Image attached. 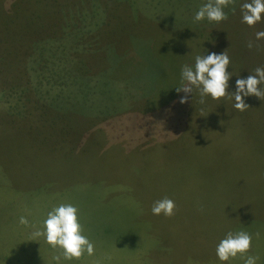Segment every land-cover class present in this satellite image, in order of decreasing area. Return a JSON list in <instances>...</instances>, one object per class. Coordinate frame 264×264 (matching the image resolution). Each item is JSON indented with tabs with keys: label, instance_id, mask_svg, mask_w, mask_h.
Returning <instances> with one entry per match:
<instances>
[{
	"label": "rangeland",
	"instance_id": "rangeland-1",
	"mask_svg": "<svg viewBox=\"0 0 264 264\" xmlns=\"http://www.w3.org/2000/svg\"><path fill=\"white\" fill-rule=\"evenodd\" d=\"M245 2L215 23L207 0H0V264H56L32 233L61 203L94 244L61 264H243L216 255L230 231L264 264V100L176 91L197 55L227 49L229 93L264 67Z\"/></svg>",
	"mask_w": 264,
	"mask_h": 264
},
{
	"label": "clouds",
	"instance_id": "clouds-1",
	"mask_svg": "<svg viewBox=\"0 0 264 264\" xmlns=\"http://www.w3.org/2000/svg\"><path fill=\"white\" fill-rule=\"evenodd\" d=\"M235 0H207L195 13L194 21L200 22L207 19L209 22L220 23L228 19V14L224 11L229 5H233ZM235 11V9H233ZM242 22L249 27H254L264 19V0H250L241 5ZM256 39H264V31L256 33ZM247 47L251 49L253 43L248 42ZM231 63L227 49L217 54L215 52L205 56L197 55L195 65H183L181 68V84L176 87V91L185 95L180 99V103H187L189 94L193 89H197L200 94L199 103H205V97L210 96L213 100H220L228 97L235 100L234 108L243 112L249 108L244 97L255 96L264 100V89L259 86L264 84V67H257L254 74L247 78H238L235 82L236 91L229 93V80L232 76L228 71ZM222 124V122H221ZM177 205L174 200L164 197L155 201L152 205L153 215L163 214L165 217L175 215ZM20 224L26 227L30 225L26 217H20ZM34 238L44 237L46 242L53 248L59 249L60 254L54 255L56 264L63 261L79 260L85 253L94 254V244L84 235V229L79 220V209L71 203H61L54 207L47 214L43 221V227L36 229L32 233ZM257 238L259 233L256 234ZM252 234L239 231L228 232L226 237L220 240L216 247V255L221 262H228L239 256L243 264H257L259 257L249 255L252 249Z\"/></svg>",
	"mask_w": 264,
	"mask_h": 264
}]
</instances>
